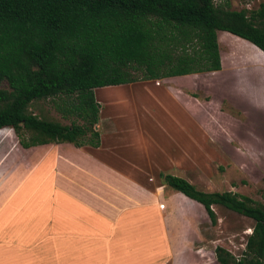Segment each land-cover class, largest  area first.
I'll return each instance as SVG.
<instances>
[{
	"label": "trees",
	"instance_id": "obj_1",
	"mask_svg": "<svg viewBox=\"0 0 264 264\" xmlns=\"http://www.w3.org/2000/svg\"><path fill=\"white\" fill-rule=\"evenodd\" d=\"M216 31L264 56V2L235 11L212 0H0V129H11L23 149L97 148L95 89L219 71ZM42 102L66 124L28 111ZM159 179L199 204L211 226L213 206L252 221L241 255L215 246L216 264H264V187L256 202L202 192L171 174Z\"/></svg>",
	"mask_w": 264,
	"mask_h": 264
},
{
	"label": "crops",
	"instance_id": "obj_2",
	"mask_svg": "<svg viewBox=\"0 0 264 264\" xmlns=\"http://www.w3.org/2000/svg\"><path fill=\"white\" fill-rule=\"evenodd\" d=\"M224 34L228 33L216 31L217 45L225 42ZM219 58V71L140 84L167 92L171 108L183 113L181 121L170 122L174 154L165 168L158 167L156 154L148 147L144 153L142 138L121 136L130 129L118 130L110 118L112 110L99 104L98 91L120 85L93 91L99 105L97 148L46 144L23 149L17 144V162L9 151L14 157L7 158L6 166L0 162V264H206L198 255L203 251L198 245L200 232L191 218L180 213L177 203L200 205L179 193L164 195L160 185L147 183L143 176L164 174L162 170L169 167H191L194 148L202 153L208 139L218 143L212 137L218 134L217 120L221 115L230 116L220 110L219 103L212 110L213 120L208 119L204 111L209 94L203 92L219 88L215 80L205 79L223 73L220 51ZM113 104L128 102L117 100L109 106ZM104 119L110 130L105 133L110 137L106 144L100 126ZM177 133L183 140H177ZM193 135L195 147L187 140ZM16 174L21 177L13 183ZM19 196L24 199L18 201Z\"/></svg>",
	"mask_w": 264,
	"mask_h": 264
},
{
	"label": "rangeland",
	"instance_id": "obj_3",
	"mask_svg": "<svg viewBox=\"0 0 264 264\" xmlns=\"http://www.w3.org/2000/svg\"><path fill=\"white\" fill-rule=\"evenodd\" d=\"M212 1L215 5L227 2L229 9L235 11L254 10L259 2H264V0ZM223 36L225 42L218 45V50L221 52L225 68L219 75H206L205 79L215 80L220 85L218 89L203 92L205 95L209 94L205 98L209 103L204 112L208 119L213 120L212 110L216 104L220 103V110L230 117L221 115L217 120L218 134L216 133L212 137H215L218 143L208 139L202 153L197 152L194 148L193 156L189 160L191 167L186 169L169 167L162 171L164 174L173 173L172 175L183 177L202 192H231L259 202L264 187V56L246 41L229 34ZM219 38L221 42L222 37ZM143 82L137 81L132 86L126 87L131 88L130 90H126L123 85H120L110 90L95 92L100 99L99 104L103 105L102 107L107 105V110L108 107L112 110L110 118L116 122L118 130L130 129L121 136L130 135L132 138V134H135L134 137L142 138L145 145L144 153L146 154L148 147V151L156 154L158 167L165 168L168 166L167 161L169 163L173 160L170 157L174 154L171 147L170 122L172 119L181 121L183 113L171 108L167 92L159 93L155 87L149 85L143 87L144 85H140ZM122 99L128 104L109 106V104L112 105V102ZM28 111L36 115L41 111L46 118L66 124L53 111L49 103L42 102L31 106ZM101 115L104 116L105 112L104 114L102 112ZM100 126L101 134L104 133L102 134L103 142L106 144L110 140V137L105 134L109 130L108 121L104 119ZM96 127L95 129L100 134V130ZM195 130L196 128L193 126V132ZM173 136H175L174 133ZM176 138L178 141L183 140L180 133H177ZM187 140L188 144L192 142L194 147L197 146L194 135L187 136ZM111 143L113 141H110ZM17 144V140L9 128L0 131V162L2 166H6L9 159L14 157L13 154L9 156V151L15 154L16 162L19 160L20 151ZM4 160L6 161L3 163ZM37 162L39 161L37 160ZM31 165L35 164L31 163ZM20 177V174H16L12 177L11 182H17ZM143 177L147 183L155 182L160 185L164 195L172 194V191L161 186L159 175ZM4 194L5 192L2 190L1 197ZM19 197L18 201L24 199L23 196ZM173 197L178 200L176 195ZM177 204L180 213L191 218L200 232L201 241L198 245L203 248V251L198 255L206 264H214L211 251L215 246L224 248L235 259L241 255L252 226L250 219L220 206H213L216 224L211 226L200 206L189 202Z\"/></svg>",
	"mask_w": 264,
	"mask_h": 264
}]
</instances>
